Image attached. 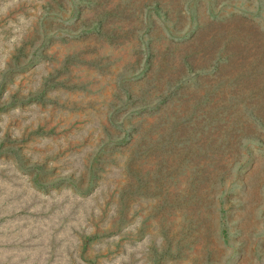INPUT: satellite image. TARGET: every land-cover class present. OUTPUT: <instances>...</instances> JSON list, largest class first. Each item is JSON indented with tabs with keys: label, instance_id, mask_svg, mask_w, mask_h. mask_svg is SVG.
<instances>
[{
	"label": "rangeland",
	"instance_id": "1",
	"mask_svg": "<svg viewBox=\"0 0 264 264\" xmlns=\"http://www.w3.org/2000/svg\"><path fill=\"white\" fill-rule=\"evenodd\" d=\"M110 1L123 5L134 1L137 10L122 22L134 28L142 23L143 31L129 35L119 49L92 44L90 48L95 49L85 54L86 62H72L68 70H60L69 53L83 48L81 41L61 25L72 23L78 6L83 15L93 14L94 7L81 1L63 0L67 7L65 13L64 10L53 13L48 7L41 8L47 0H0V264H149L148 247L152 239L160 240L155 235L157 226L147 228L152 234L141 236L136 228L143 217H148L154 199L131 194L128 222L116 233L107 230L114 217L117 190L129 181L125 165L136 156L133 152L136 145L149 144L155 138L141 127L157 118L151 114L156 113L155 107L162 101L151 97L152 103L139 114V105L145 98L136 99L138 104L133 108L125 90L140 93L136 80L141 77L143 67L123 75L118 74L120 68H117L133 59L138 37L146 35L150 26L161 28L170 45L176 44L174 57L165 59V65L170 66L168 73L174 71L173 65L180 59L179 49L184 51L188 46L197 45L198 53L191 58L201 63L213 57L214 62L219 59L216 48L228 41V49L236 50L238 46L243 49L240 59L249 61L248 69L251 62L256 64L251 69L250 81L255 80L264 92L261 84L264 61L257 54L264 47V0H252V4L250 0H164L175 7L172 24H165V17L154 7L142 11L140 6L146 0ZM198 23L205 24L206 28L199 29ZM43 29L54 31L44 34ZM243 33L250 36L245 43L238 39ZM58 35L67 41H61ZM98 59L111 62L102 68L103 75L99 74ZM214 67L211 61L205 71L189 72L185 77L187 87L182 88V93L191 101L205 95L194 116L196 119L190 121L193 129L200 122L207 125L209 109L218 105L215 103L217 91L212 93L209 89L220 77ZM238 71L222 67L221 74L235 77ZM48 73L54 75L50 80L54 83L44 85L43 78ZM243 79L238 86L227 89L228 94L240 95L238 88H250ZM197 81L204 83L203 86H196ZM37 90L42 93L38 94ZM118 92L124 95L122 100H117ZM220 103H226L227 109L220 115L228 122L221 121L211 128L206 126L201 133L192 129L197 132V138L178 146L194 148L200 139L210 136L216 140L215 163L206 166L212 176L206 183L207 195L218 209L232 217L224 226L219 212H205L206 221L200 227L194 247L196 250L208 247L204 231L211 227L222 249L220 264H264V143L251 138L239 145L241 134L236 131L242 125L250 128L251 122L255 124L257 136L264 139V126L254 123L253 110L244 109L241 96L232 99L221 95ZM123 111L113 126L120 131V138H108L103 125H113V117ZM110 150L114 154H109ZM148 151L143 149L142 155ZM110 155L114 157L113 162L105 160ZM235 158V162H229ZM252 158L256 159L254 169L250 164ZM137 160L144 170L153 172L158 153L152 152ZM191 160L186 174L192 171L195 159ZM222 170L225 172L220 174ZM185 177L180 175V180L184 181ZM242 178L249 184L248 209L238 201L247 196ZM183 188L172 187L173 190ZM152 219L145 224H154ZM237 227L244 230L241 232ZM95 231L100 234L85 241V236Z\"/></svg>",
	"mask_w": 264,
	"mask_h": 264
},
{
	"label": "trees",
	"instance_id": "2",
	"mask_svg": "<svg viewBox=\"0 0 264 264\" xmlns=\"http://www.w3.org/2000/svg\"><path fill=\"white\" fill-rule=\"evenodd\" d=\"M72 1H81L80 3L88 4L90 7H94L95 10L91 15H83L81 6H78L77 13L72 23L66 26L61 25L62 28L64 27L70 34L76 36L75 38L78 41H81L80 43H82L83 48H79L76 51L73 50L72 53H69L60 70H68L72 62H86L87 59L85 54L91 49L90 46L92 44L93 46L97 45L99 47L107 44L119 49L120 46L126 42L129 35L132 36L136 31H138V33H140L139 31H143L140 27L142 23L138 25L137 28H134V26L129 27L122 22L123 18L133 15L137 10L134 1H131L130 4L125 3L124 5L123 3H112L110 0ZM223 1L225 0H220V2ZM65 2H68V0H65ZM184 3L180 6L181 8L184 6ZM250 4H252V0H250ZM141 6L140 8H142V11L144 8L154 7L165 17V24H167V22H171V24L174 23L172 13L175 12V7L172 8L168 2L164 0H146ZM46 7H48L49 12L53 13L63 10L65 13L67 9L63 0H47V3H45V5L43 4L41 8L44 9ZM127 7H129V9H127ZM61 16L69 18L64 14ZM114 18L119 19L115 21ZM204 25L198 23L199 29H205L206 27H204ZM35 29L39 31V27L36 26ZM53 31V29H43L44 34ZM161 32V28L150 26L147 29L146 35L141 34V39L138 37L136 45H134L133 48V59H130V61L126 62L121 67L116 66L120 68L118 74L121 75L127 71L134 72L138 67H143L140 71L141 77L136 80V85L139 86L140 93H132L131 89L125 90L127 99L131 100L133 108L135 106L134 104H138L136 99L140 97L145 98L144 102L142 103L141 101L139 105V114L143 113V108L149 107L152 103L151 97L159 98L162 104L159 103V105L155 107L156 113L151 114L155 115L157 118L149 124H147V122L144 123V127H141V129L144 128L147 133L154 135L155 138L150 140L149 144L144 142L143 145H136L133 150L136 156L132 158L130 163L125 165L124 168L126 169V176H129V181H125L117 190L116 201L114 202V217L110 223V229L107 231L109 233H116L117 230H120L121 227L128 222L129 207L131 205L130 195L137 193L136 195L138 196L142 195L144 198L155 200L151 206L148 217H143L140 226L136 228V233L138 236H141L143 233L152 234L151 231H147V228L152 225L157 226V233H155V235L158 236L160 240L157 242L155 239H152V243L148 247L149 264H220L222 255H220L219 252L209 250L208 247L201 248V250H196L194 247L200 227L203 226L206 221L205 218L207 214L205 215V212H210L212 214H214V211L219 212V218L223 220L224 226H227V223H230L232 219V217L229 218L230 216H228L224 210L218 209V206L214 205L211 201V197L207 195L208 190L206 183L211 181L212 176L208 172V169H206V166L215 163L213 153L215 151L214 146L216 145V140L210 136L207 137L206 140L200 139L194 148H180L178 146L192 141V138L197 136V134L195 135L197 132H193V130L201 133L206 126L211 128L215 124L221 123V121L228 122L226 118L220 115L221 111L227 109L226 103H220L221 95H226L228 98L232 99L241 96L245 104L243 105L245 106L244 109L248 112L253 110V114L251 115L254 117V123H260L264 126L263 88H258L255 80L250 81L253 79L251 69L255 68L256 64L251 62L250 69L247 68V62L249 61H242L240 59L243 55V49H239V46L237 47L238 49L235 48L236 50H234V48H232L233 50L228 49V41L226 45L218 46L215 54H219V59L213 62L212 57L211 61L213 66L215 64L213 68L214 72L220 77L209 86L212 93L217 91V94L215 93L217 99L214 100L218 105H214V107L209 109V120L206 123L207 125L200 122L198 123L199 126L193 129V127L190 126V121L196 119L194 116L196 115L197 109L203 104L205 95L201 94L195 98L194 101H191L190 97L181 91L182 88L187 87L186 83H184L186 82L185 77L187 74L189 72L197 73L205 71L211 61L206 59L201 63H196L191 57L198 53L196 50L197 45L193 47L188 46L184 51L183 49L178 50L179 55H181L180 59L178 62L176 60V64L173 65L175 68L174 71L168 73L167 70L170 69V66L165 65V59L174 57L177 47L176 44L174 46L170 45L171 41L164 38ZM60 33L61 31H59L58 34ZM57 37L61 38L63 42L67 41L66 37H60V35ZM144 37H146V40L143 46L142 39H145ZM249 38V34L243 33V37H239L238 39L241 40L240 42L245 43L244 41L249 40ZM165 41H168V43ZM20 48L22 49V47ZM260 48L257 54H259L264 61V47ZM94 49L95 48H92L91 50ZM144 53H146V56ZM24 57H26V54H24ZM102 60L103 59H98V63L102 64V66L99 64L100 75L104 74L102 68L111 64L110 61H105L103 63ZM218 60L222 61V63H218ZM222 67L239 69L236 73L237 76L229 77L221 74ZM262 71L264 74V69ZM53 77V74L48 73L47 76L43 78L45 81L44 85L53 84L54 81H50ZM241 78H244V83H248L251 87H243L244 89L242 87L238 88L237 92L240 93V95L234 93L228 94L227 89L232 86H238ZM203 84L201 81L196 82V86L198 87H202ZM261 84L264 85V78ZM37 91L38 94L42 93L41 90ZM123 97L124 95H122L121 92L116 94L117 100H122ZM245 98L256 99L257 102L248 103ZM209 101L212 102V98L211 100L209 98ZM124 112L125 111L113 117L111 121L113 125H103L108 138L115 140L120 138V131L113 126L119 122V118ZM249 123L251 125L250 128H246L242 125L236 129V131L241 134L238 139V144L240 145L243 140L251 138H258V140L264 143V139L257 136L254 127L255 124ZM209 132H212V130L209 129ZM102 139L103 138L100 140ZM143 149L149 150L145 154L146 156L152 152L158 153L157 165L153 172L144 170L138 163L137 159H142L145 156L142 155ZM113 151L114 150H110L109 154H114ZM169 155H172V158H169ZM113 158V155H110V157H107L105 160L107 161L108 159V161L113 162ZM191 158L195 159L194 163H192L193 165L191 164L192 171L186 174L187 168H189L188 164L192 161ZM235 160L236 158L230 159L229 162H235ZM255 162V158L250 160L251 168L253 169L256 167ZM224 172L225 171L222 170L220 174ZM184 174L186 176L184 181L183 179L180 180V175ZM244 176H247V179H249L248 173H245ZM247 179H241V184L247 187L245 191L247 196L238 198V201L241 202L244 207H247L250 198ZM174 185H180V187L183 186L184 188L182 190H173L172 187ZM79 190H81L80 187ZM208 198L210 201L207 202L206 200H208ZM246 209H248V207ZM151 217H154V219H152L154 224H145ZM170 217H172V219ZM175 223L177 226H174ZM237 229L241 232L244 230L243 227L242 229L241 227H237ZM98 234H100L99 231H95V233L91 235H86L85 241L87 239H93Z\"/></svg>",
	"mask_w": 264,
	"mask_h": 264
},
{
	"label": "water",
	"instance_id": "3",
	"mask_svg": "<svg viewBox=\"0 0 264 264\" xmlns=\"http://www.w3.org/2000/svg\"><path fill=\"white\" fill-rule=\"evenodd\" d=\"M258 26V24H256ZM204 238L208 245L209 250L221 252V247L216 239L214 230L211 227H207L204 231Z\"/></svg>",
	"mask_w": 264,
	"mask_h": 264
}]
</instances>
